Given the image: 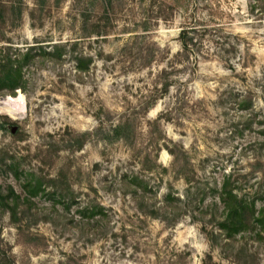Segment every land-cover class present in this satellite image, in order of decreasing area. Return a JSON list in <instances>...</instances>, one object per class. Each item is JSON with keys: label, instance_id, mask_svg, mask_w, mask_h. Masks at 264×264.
Returning <instances> with one entry per match:
<instances>
[{"label": "rangeland", "instance_id": "rangeland-1", "mask_svg": "<svg viewBox=\"0 0 264 264\" xmlns=\"http://www.w3.org/2000/svg\"><path fill=\"white\" fill-rule=\"evenodd\" d=\"M7 55L0 262L264 264L217 227L264 186V0H0Z\"/></svg>", "mask_w": 264, "mask_h": 264}, {"label": "trees", "instance_id": "trees-1", "mask_svg": "<svg viewBox=\"0 0 264 264\" xmlns=\"http://www.w3.org/2000/svg\"><path fill=\"white\" fill-rule=\"evenodd\" d=\"M195 29H182L179 39L182 52H190L192 45V33ZM29 54H25L23 58H28ZM8 60L5 64L0 62V92L6 89L4 93L14 94L16 89L21 87L20 81L22 79V67L20 62L15 58L11 59L6 56ZM84 69L81 66L80 70ZM245 100L243 103H246ZM30 194L40 189V185L25 187ZM216 189V188H214ZM219 200L222 203V216L217 224L218 230L230 242L235 236L242 233H250L255 235L258 239H262L264 234V204L258 206L259 201H264V186L256 189L251 194H244L238 192L237 188L231 185L230 179L226 178L219 188ZM166 198H170V194ZM262 203V202H261ZM0 264H10L9 262Z\"/></svg>", "mask_w": 264, "mask_h": 264}, {"label": "bare ground", "instance_id": "bare-ground-1", "mask_svg": "<svg viewBox=\"0 0 264 264\" xmlns=\"http://www.w3.org/2000/svg\"><path fill=\"white\" fill-rule=\"evenodd\" d=\"M6 110H7V112H9V113H11V114H13L14 111H15V110L13 109V107H10V106L7 107Z\"/></svg>", "mask_w": 264, "mask_h": 264}]
</instances>
